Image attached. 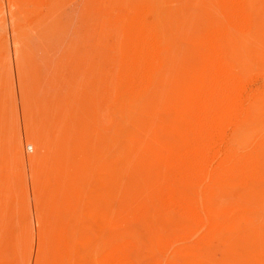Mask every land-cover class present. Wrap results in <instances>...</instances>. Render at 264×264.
<instances>
[{
  "label": "rangeland",
  "instance_id": "374dc122",
  "mask_svg": "<svg viewBox=\"0 0 264 264\" xmlns=\"http://www.w3.org/2000/svg\"><path fill=\"white\" fill-rule=\"evenodd\" d=\"M236 1L0 0V264H68L66 231L78 264H111V251L128 241L139 243L137 264H164L162 250L181 231L140 227L134 214L163 188L188 139L187 111L212 65L210 33L229 34L239 79L238 107L222 114L213 150L248 148L264 131V0ZM242 6L249 23L231 19ZM149 27L162 46L157 80L138 90ZM240 245L211 259L185 251L172 264H264L260 251Z\"/></svg>",
  "mask_w": 264,
  "mask_h": 264
},
{
  "label": "bare ground",
  "instance_id": "6f19581e",
  "mask_svg": "<svg viewBox=\"0 0 264 264\" xmlns=\"http://www.w3.org/2000/svg\"><path fill=\"white\" fill-rule=\"evenodd\" d=\"M237 1H236V3H234V5L238 4ZM240 5L238 4L237 6H240ZM238 8L239 7H237V9ZM242 8H243V6H242ZM228 11H229V8H228ZM235 11H237V10H234V13H235ZM247 13L248 12L246 11V9H244V8L240 9L239 8V10L236 12L235 16H233L234 18L231 17V19L232 20L234 19L233 20L234 22H235V19H237L236 21H238V23H240L239 20L247 21L249 23L251 18H249L250 16H248V14L250 12L248 14ZM144 15H143V18H144ZM143 18H141V20H140L141 22H142ZM146 18H147V16H146ZM247 22H245V24H247ZM138 23H140V22L138 21ZM233 24H235V23H233ZM215 30H216V28H215ZM236 31H237V29H236ZM239 31L240 30H238L237 32H239ZM210 34L212 35V37L210 39V43H209L210 44L209 47L211 48V50L213 52L212 65H211V67H210V69L206 75L207 77H206L205 84L199 90V93L197 94L198 97H197L196 101L193 103L192 107L189 108V110L187 111V116H188L189 124H190L189 129L187 128L188 133H189L188 139H187L185 145L181 148V151L179 152V154L176 156L174 164H172V168L169 171L170 174H169L166 182L164 183V186H162L163 188L158 193H156V195L154 194L155 196L152 198V201L147 203L136 214H134L132 212L135 215L136 225H138L140 227L148 228V227H151L155 224H159V225H163V227H164V225L166 227H174V228H177L181 231L182 234H181L180 238L171 244L169 242L170 245L168 244L167 245L168 247L166 246L167 250L163 249L164 250V251L162 250L163 253L161 252V254L164 255V258L166 261L163 259L162 260L165 261L166 264H172L174 262V260L177 258V256L179 254H181L182 252H185V251L188 254H193V255H196L200 258L211 259L214 256H216L217 252L221 251L224 253V252L229 251V250L231 251L232 249L234 250L235 248L237 249V247H239L240 244H243L244 247H248V249H250L252 251H257V252L260 251L262 257L264 258V209H263L264 204H262V202L260 201V198H259L260 196L264 195V131L261 135L257 136L256 138H254L252 140L250 147H248V148L246 147L245 149L243 148L242 150H237V149L235 150L234 149L235 151H233V152L228 151L227 154H225V155L221 154L220 152H215L213 150L212 146L216 142L217 137H218L219 123H220L222 114L225 113L226 111H229L230 109L236 108V106H235V104H236L235 97H236V91H237L236 85H238L237 83H238L239 79L237 78V76L235 74V66L233 63L234 60L232 61L231 57L229 55L230 44H229V42H227L229 40V37L226 36L228 33L226 35L222 34V32L221 33L214 32L213 34L212 33H210ZM137 35H138V33H137ZM159 38L155 34V29L153 27H149L147 33L145 34V37L143 38L142 53H140L141 54V60L136 66V71L134 72L135 75L133 77V81L136 84H139V86H137L138 90L140 88L147 87L150 82L151 83L153 82L152 85H154V82L157 80L156 64H157V59L161 54V47H162ZM233 38H234V36H233ZM234 40H235V38H234ZM138 43L140 44V42H138ZM232 49H234L233 46H232ZM211 50H210V52H211ZM131 54H132V52H131ZM130 58L131 57L129 56V58H127V60H128L129 65H132ZM136 58H137V56H136ZM201 60H202L201 63H203V59H201ZM133 65H134V62H133ZM196 69H198V67ZM199 69H201V66ZM131 70H132V68H131ZM197 72H195V73H197ZM192 77H193V75H192ZM192 81H194V80H192ZM127 82H129V80ZM130 82H131V80H130ZM194 83H195V81L193 82V84ZM131 90H134V89H131ZM127 91H129V90H127ZM137 93H135V94H137ZM239 97H238V99H239ZM185 103H187V102L185 101ZM178 107H179V105H178ZM237 107H238V105H237ZM171 113H173V112H171ZM176 113H177V111H176ZM176 118H177V116H175V119ZM175 119H173V120H175ZM176 122H174V123L178 124ZM176 126H178V125H176ZM180 127L181 126H179V131H180ZM165 128H168V127L166 126ZM168 132H170V131H168ZM173 132H175V131H173ZM164 133H166L165 130H164ZM170 135H171V133H170ZM227 136H228V134H227ZM251 136H252V134H251ZM166 137H167V135H166ZM166 137H165V139H166ZM227 138H226V140H227ZM175 140H177V139H173L174 143L176 144L177 141L175 142ZM226 140H225V142H226ZM171 141L172 140H170V142ZM166 142H168V141H166ZM24 146H26V145L24 144ZM173 147L174 146H172V149H175V147L174 148ZM23 152H21V153L23 154ZM167 152H168V150H167ZM25 154H27V153H25ZM159 154H160V152H159ZM171 155H172V153H171ZM149 160H152V159H149ZM43 162H44V160H43ZM64 162H62V163H64ZM152 162H154V161L152 160ZM153 164H156V163H153ZM64 165L66 166V163ZM62 166H63V164H62ZM150 166H151V163H150ZM71 177H70V180H71ZM51 179H52V177H51ZM62 180L64 181L63 178H62ZM60 182H62V181H60ZM148 185H150V184H148ZM139 188L136 187V189H139ZM238 191L241 194L240 197H238L235 194V192H238ZM140 199H141V197H140ZM140 199L139 200L136 199V200L140 201ZM148 200H149V198H148ZM140 202H142V201H140ZM122 223H124V222H122ZM119 224L121 225V223H119ZM86 226H88V225H86ZM108 227H105V228H108ZM124 228H125V226H124ZM161 229L163 230L164 228H161ZM139 230H141V228H139ZM73 232H75V231H73ZM141 233H143V232H141ZM134 234H136V232ZM34 235H35V233H34ZM164 235H165V233H164ZM141 236H140V238H141ZM147 236H149V235L147 234ZM156 237H158V235H156ZM61 238L62 239H60V240H61L62 249H63L62 253L64 254L63 257H65L68 264H78L77 258L74 257L72 254V233L66 231L65 234H63ZM134 238L137 239L138 237H134ZM126 239H125V241H126ZM151 239H150V241H151ZM128 240H131V239H128ZM137 241H139V240H137ZM160 241H161V239H160ZM74 242H75V239L73 241V244H74ZM151 242H153V241H151ZM151 242L149 243V245H151ZM158 242H159V240H158ZM180 242L188 243L189 245H186V247L188 246V248L185 247L186 249L184 251H182L183 249H180V248L177 249L176 247H175L176 248L175 249L174 246L176 244L179 245ZM99 243L101 244L100 240H99ZM111 243H113V242H111ZM124 243L125 244H122V246L118 245L119 248H117V250L114 253H113V251H111V254H110L111 257H110V259L108 258L109 259L108 261H110L111 264H137L136 255L141 254V253H138L139 252V245H138L139 243L129 242V241H128V243H126V242H124ZM166 243H167V241H166ZM114 244H115V242H114ZM96 245H98V244H96ZM140 246H141V244H140ZM60 247H61V245H60ZM163 247L164 246H162V248ZM110 249H108V250H110ZM151 250H153V249L151 248ZM158 251H159V249H158ZM106 252L108 253V251H106ZM237 252L238 251L236 250V253ZM156 253H157V250H156ZM229 253H228V256H226V255L225 256L229 257V255L230 256L232 255L231 253L230 254ZM37 255H38V252H37ZM178 257H180V256H178ZM100 258H101V256H100ZM104 258H106V257H104ZM195 259H197V258H195ZM154 260H156V259H154ZM99 261L100 260H98V263H100ZM106 261H107V259H106ZM106 261H105V263H106ZM101 262H104V261H101ZM165 262H164V264H165ZM244 262H245V260H244ZM56 263H57V261H56ZM107 264H109V262ZM156 264H157V262H156Z\"/></svg>",
  "mask_w": 264,
  "mask_h": 264
},
{
  "label": "built area",
  "instance_id": "2783aa9c",
  "mask_svg": "<svg viewBox=\"0 0 264 264\" xmlns=\"http://www.w3.org/2000/svg\"><path fill=\"white\" fill-rule=\"evenodd\" d=\"M27 150H28L29 152H31V151H32L31 147H28V148H27Z\"/></svg>",
  "mask_w": 264,
  "mask_h": 264
}]
</instances>
